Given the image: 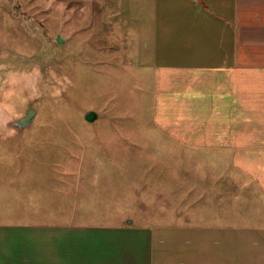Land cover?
<instances>
[{"label":"rangeland","instance_id":"obj_1","mask_svg":"<svg viewBox=\"0 0 264 264\" xmlns=\"http://www.w3.org/2000/svg\"><path fill=\"white\" fill-rule=\"evenodd\" d=\"M163 1L175 9L179 0ZM157 8L161 0H0V222H151L173 249L167 258L181 234L195 241L193 255L264 264V230L258 238L240 226L229 236L212 231L225 240L206 243L207 216L164 181L172 165L204 157L157 131L169 125L154 117L147 64ZM29 108L34 119L19 126ZM90 110L99 114L94 122L85 118ZM192 208L198 222L185 225L188 215L176 211ZM58 210L72 213L48 214Z\"/></svg>","mask_w":264,"mask_h":264},{"label":"crops","instance_id":"obj_2","mask_svg":"<svg viewBox=\"0 0 264 264\" xmlns=\"http://www.w3.org/2000/svg\"><path fill=\"white\" fill-rule=\"evenodd\" d=\"M175 3L169 9L161 0V11L156 9L159 32L150 37L154 117L169 120L157 127L166 142L179 143L204 159L193 166L172 165L164 181L173 182L174 197L176 183L177 199H191L207 216L211 238L206 243L224 242L212 231L228 235L239 226L247 231L244 237L254 233L258 238L264 230V0ZM56 213L72 212H48ZM199 213L193 208L176 211L188 215L185 225ZM24 220L0 222V264L224 263L187 252L195 241L182 240L181 234L174 241L175 255L167 258V249H173L157 230L161 224L128 219L125 224L81 220L44 225ZM178 244L182 249L176 253Z\"/></svg>","mask_w":264,"mask_h":264},{"label":"water","instance_id":"obj_3","mask_svg":"<svg viewBox=\"0 0 264 264\" xmlns=\"http://www.w3.org/2000/svg\"><path fill=\"white\" fill-rule=\"evenodd\" d=\"M64 39L61 36H58V41L62 42ZM37 113V110L35 108H29L27 110V113L20 119L18 120L17 124L19 126H25L27 125L29 122H31L35 115ZM99 114L94 111V110H90L89 112L86 113L85 118L91 122H94L97 118H98Z\"/></svg>","mask_w":264,"mask_h":264}]
</instances>
